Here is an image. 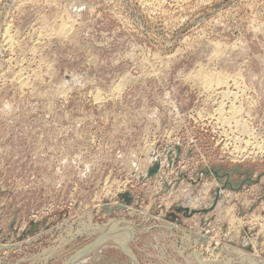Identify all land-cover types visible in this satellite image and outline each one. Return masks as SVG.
<instances>
[{"label":"rangeland","instance_id":"obj_1","mask_svg":"<svg viewBox=\"0 0 264 264\" xmlns=\"http://www.w3.org/2000/svg\"><path fill=\"white\" fill-rule=\"evenodd\" d=\"M240 251L264 264V0H0V264Z\"/></svg>","mask_w":264,"mask_h":264},{"label":"bare ground","instance_id":"obj_2","mask_svg":"<svg viewBox=\"0 0 264 264\" xmlns=\"http://www.w3.org/2000/svg\"><path fill=\"white\" fill-rule=\"evenodd\" d=\"M146 3H147V2H146ZM61 26H62V25H61ZM62 27H63V26H62ZM61 29H62V28H60V30H61ZM6 38H7V37H6ZM6 44H7V43H6ZM223 74H224V73H223ZM223 74H222V75H223ZM222 75H221V76H218V77H217V76H216V77L214 76V77H215V78H214V80H215V82H214L215 84H214V85H216L217 87H219L218 85H221V83H222V79L225 78V76L223 77ZM227 76H228V75H227ZM209 77H210V76H209ZM209 77H207L206 79H208ZM212 77H213V76H212ZM212 79H213V78H212ZM203 80H204V79H203ZM212 81H213V80H212ZM210 82H211V81H210ZM201 83H202V82H201ZM208 83H209V82H207V80H206V82L204 81L205 86H206V85L208 86ZM209 86H210V85H209ZM211 86H212V85H211ZM216 86H215V88H216ZM210 89H211V88H210ZM212 89H214V88H212ZM215 90H216V89H215ZM215 90H214V91H215ZM227 90H228V89H227ZM212 92H213V91H212ZM222 93H225V92L222 91ZM229 93H230V92H229ZM223 95L226 96V94H223ZM223 95H222V96H223ZM227 96H228V94H227ZM223 98H224V97H223ZM230 99H231V98H230ZM231 107H232V106H231ZM219 109H221V108H219ZM222 109H223V108H222ZM222 109H221V110H222ZM231 109H232V113H233L231 117L234 118V117L237 115L236 113L239 111V108H237V106H234V107H232ZM218 112H219V111H218ZM227 112H228V111H227ZM230 112H231V111H230ZM219 113H221V112H219ZM219 113H218V114H219ZM222 114H224V113H222ZM230 114H231V113H230ZM238 116H239V115H238ZM199 117H200V116H199ZM221 117H223V116L221 115ZM218 118H219V116H218ZM216 119H217V118H216ZM221 119L224 120V119H226V118H224V119L221 118ZM217 120H218V119H217ZM234 120H235V119H234ZM235 121H236V120H235ZM237 122H238V121H237ZM241 123H242V122H241ZM238 124H239V123H238ZM242 124H243V123H242ZM241 126H242V125H241ZM244 129H245V128H244ZM242 132H243V130H242ZM247 135H248V134H247ZM244 143H245V142H244ZM234 145H235V144H234ZM250 152H251V151H250ZM237 153H238V152H237ZM110 225H111V223H110ZM91 228H92V227H91ZM101 235H102V234H101ZM101 235H100V236H101ZM104 240H106V242H107V241H110V242H112V243H117V244L121 245V244H120L121 242H119V241H121V240H120V237H119L118 235H116V234H115V235H108V234H106V235H103L101 238H99L97 241H95L92 245H90L89 248H87V249H85V250L88 251V250H93V249H95V247H96L101 241L104 242ZM102 242H101V243H102ZM245 242H246V241H245ZM101 243H100V244H101ZM122 250L125 251L126 253H129V252L127 251L128 249L126 250L124 245H123V247H122ZM86 253H87V252H86ZM238 253H239V251H238ZM240 253H241L242 258H247V259H248V260H247V261H248V264H258L257 261H256L255 259H253L254 256H253V257H250L248 254L242 253L241 251H240ZM194 255H197V254L194 253ZM237 255L239 256L240 254H237ZM200 260H201V259H200ZM200 260H199V261H200ZM257 260H258V259H257ZM71 261H72V260H71ZM71 261H69L68 263L66 262V264H71V263H70ZM197 261H198V260H197ZM233 261H234V260H233ZM244 261H245V260H244ZM200 262H201V261H200ZM205 262H206V261H205ZM259 262H260V261H259ZM201 263H202V262H201ZM210 263H211V262H210ZM210 263H209V264H210ZM242 263H243V262H242ZM260 263H261V262H260Z\"/></svg>","mask_w":264,"mask_h":264},{"label":"water","instance_id":"obj_3","mask_svg":"<svg viewBox=\"0 0 264 264\" xmlns=\"http://www.w3.org/2000/svg\"><path fill=\"white\" fill-rule=\"evenodd\" d=\"M157 169H158V164L157 163H155L153 166H152V168H150V170L148 171V173H147V176H150V175H152L155 171H157ZM233 171H235V172H237L238 173V169H233ZM205 173H207L208 174V171H205ZM213 173H214V175H216V176H220V174H218L216 171H213ZM225 175V177H229V172H223L222 173V175ZM257 181V180H256ZM246 182L248 183V184H251V183H253V181H251L248 177H247V179H246ZM226 186H228L229 188H231V189H234V190H238L239 188H240V183L238 184V186H236V187H232L230 184H229V182H226V184H225ZM121 197H124L125 198V200H126V202H130L132 199H131V197L130 196H128V193H126L125 195H123V196H121ZM218 197H219V189H216L215 190V193H214V199H213V202H212V205L210 206V209L216 204V201L218 200ZM175 210L176 211H182L185 215H187V216H189V215H192L193 213H195V212H200V211H203V212H205L206 211V209H200V210H190L189 208H187V207H182V206H178V207H176L175 208Z\"/></svg>","mask_w":264,"mask_h":264}]
</instances>
